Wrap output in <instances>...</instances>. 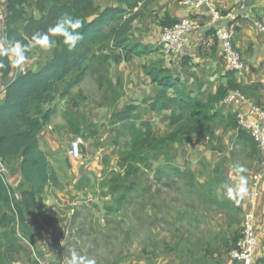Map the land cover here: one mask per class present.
I'll use <instances>...</instances> for the list:
<instances>
[{
    "label": "crops",
    "instance_id": "crops-1",
    "mask_svg": "<svg viewBox=\"0 0 264 264\" xmlns=\"http://www.w3.org/2000/svg\"><path fill=\"white\" fill-rule=\"evenodd\" d=\"M5 2L6 0H0V35L4 33ZM211 2L221 13V19L216 25L210 23V13L205 4L195 8L186 5L185 0H143L138 7L126 15H134L131 24L132 30L129 33V44L150 47L153 52L140 57L130 54L124 57L118 66L111 63L110 78L113 82L119 79L122 84L116 108L111 109L98 104L99 108L94 110L86 111L83 109V103L88 101L89 96L86 95L82 86L88 77L69 95L65 97L58 96L52 103L50 122L39 136V147L47 155L49 164L58 179V184L56 187H49L44 191L42 195L44 205L42 209L35 210L34 215L36 218L31 215L25 216L26 224L34 238L33 246L36 250L34 253L45 259L48 262L47 264H60L58 263V257L61 264H67L68 246L77 245L83 240L87 242L89 247L92 243H89L85 236L88 235L91 238L95 232L94 229L101 228L105 232L102 237L105 238L107 236L106 231H108V218L117 215L106 213L105 208L111 205L112 202L105 203L112 197L108 189L103 188V186L109 177V171H112L109 165L115 163V161L117 165L118 158H116L115 146L112 143L113 137L108 139L99 127L95 129V119H93L95 114L102 116V112H104L110 118L113 111L120 112L128 105H135L140 107L139 113L145 116L147 118L145 120L150 121L152 125L153 122L158 121V117L164 118L163 121H166L163 122L165 132L160 135L168 131L167 113L158 115L148 109L157 94V87L152 85L149 77L145 75L144 67L162 62L163 66L169 69L173 77L177 79L180 85L185 87L192 97H196L202 103H205L209 95L216 93L218 87L227 85L226 74L230 69L224 59L222 43L216 38L215 33L218 28L231 25L236 28L234 47L239 52L243 63L242 69L234 76V80L240 86L241 91L230 89L227 96L233 95L232 99L228 102H225V99L218 102L215 105V110L222 112L224 115L231 113L236 117L237 114H242L247 122L252 124L257 122V115L250 114L249 111L252 105L264 108V33L259 31L253 25V22L256 21L264 25V0H246V12L250 17L249 20L241 17V11L238 10L240 0H211ZM95 4L101 10L110 6L125 8V6L118 4V0H95ZM34 16L39 18L37 13H34ZM167 17L171 22L180 23L182 20H189L199 26L198 29L185 34L182 47L174 55H164L160 49L158 50L162 31L167 27L165 24ZM170 21L168 24L171 25ZM136 51L131 49V53ZM34 52L35 49L19 70H15L11 66V60L9 59L11 70L5 77L0 73V83L6 84L9 82L16 71L36 70L40 58L46 57L50 51L47 53L42 52L39 55H35ZM114 53L123 56V51L120 48L115 49ZM134 69H139L141 81L144 83L146 91L141 98H135L138 101L123 105L122 94H126V90L130 93L133 92V89L137 93L143 91L137 87L138 84L134 80L135 74H138L137 71L133 72ZM111 73H114V75L112 76ZM92 82L99 92L100 103L102 93L97 84L94 81ZM213 128L221 140V151L210 149V147L217 144L213 143L212 146H209L207 141L201 139L199 135L191 136L183 146H175L183 149L182 155L184 156L187 155L186 149L188 154L191 149L192 153L195 151L201 152L203 155V171H201L200 165L198 167L193 165L195 172L191 171L196 177L200 176L212 185L218 202L221 203L224 200L233 203L239 209V213L235 216L228 210L234 216V220L228 226L226 221L228 217L225 216L224 218L221 215L227 210L219 212L221 214H218V218L222 220L218 223L220 227L212 229L210 236H208L206 228L204 235H188L187 251L189 260L179 262L182 264L184 262L185 264H215L214 260H218L219 264H237L224 251L230 246L232 238L236 234H240L243 215L245 212L250 211L256 219L254 231L257 241L253 250V264H264V174L259 181L257 197L252 202L249 198L251 191L249 176L251 177L259 169V154L253 151L255 147L252 146L250 141L239 140V143H237L236 131L227 129L225 131V128L218 125H214ZM110 129L112 131V127ZM96 130L97 136L94 135ZM230 135L232 136L231 140L229 139ZM76 136L84 137V142L80 147L81 155L77 159L68 155L69 143ZM193 158L196 157L189 155L188 163L190 165L195 164ZM1 164L5 169L4 175L7 184L16 189L20 184V156L12 164L4 162H1ZM236 164L246 168L243 175L247 180L248 192L243 199L233 200L226 197L221 185L229 183L235 186L239 183V174L234 170ZM217 188L220 192L217 191ZM16 195H19V193H16ZM192 205L190 204L189 207ZM143 209L140 210L144 213L143 222L147 221L145 226L149 228L148 223L154 222L153 219L149 218L152 213L148 209ZM45 211L48 214L50 213V216H46L49 221L41 217V213ZM205 211L217 215L215 211ZM94 215L100 216L101 220L96 219ZM207 221L210 222V218L205 212V225H207ZM156 228L158 227L156 226ZM58 237L60 241H57ZM18 239L20 244L25 242L20 236ZM150 239L153 238L146 239L147 241L142 246L141 251L143 254L139 259L131 263L123 262V264H172L171 259L163 261L162 257L166 250L165 247L160 250L159 247L162 242L158 243ZM178 241L179 239L174 237L171 240L172 243L167 242L166 245H174ZM151 245H156V249L154 250ZM103 247H105L104 244ZM208 249L214 251L218 249V252L210 256L206 254ZM91 250L92 247L90 246L88 250L82 253V256L94 258L96 264H114L113 262L116 259L112 252L98 253L97 258L96 255L93 256ZM119 253H122V251ZM172 253L175 254L178 251L168 252L167 255L171 256ZM99 259L103 263L98 262ZM6 264L10 263L7 262Z\"/></svg>",
    "mask_w": 264,
    "mask_h": 264
},
{
    "label": "trees",
    "instance_id": "trees-1",
    "mask_svg": "<svg viewBox=\"0 0 264 264\" xmlns=\"http://www.w3.org/2000/svg\"><path fill=\"white\" fill-rule=\"evenodd\" d=\"M142 1L118 0L119 5L125 6L124 9L110 6L101 10L95 0H6L3 15L4 41L31 43L34 33L45 31L66 13L84 21V39L74 51L69 52L60 38H57V47L40 60L36 70L16 71L6 83L0 100V161L12 164L20 156V184L16 189L11 188L5 175L0 173V264H6L12 255L23 250L19 236L34 245L25 216L36 218L35 210L42 209L44 205V191L58 184L47 155L39 147V136L50 122L54 100L58 96L69 95L86 77H90L102 93L99 104L114 109L118 104L122 84L119 79L113 82L110 78L111 63L118 66L130 54L140 57L153 52L150 47L129 44L134 15H126ZM34 13L39 18H35ZM168 20L167 17V27L178 23L169 20L172 23L170 25ZM117 48L122 49L123 56L114 53ZM131 49L137 51L131 53ZM0 61L6 65L0 69L5 77L11 70L10 61L6 56H0ZM143 71L151 84L157 87V94L148 109L158 115L167 113L168 131L157 135L152 123L143 119L139 113V106L128 105L120 112L111 113L109 126L112 127V143L121 170H112L106 180L105 187L113 201L105 210L108 215H115L125 209H132L134 213L145 208L152 213L149 218L158 222L165 221L164 215L168 213L158 211L165 204H159L156 192L150 193V186L145 187L146 184L142 183L140 175L145 171L151 172V177L158 185L170 186L172 179L178 177L184 187L181 190L186 195L199 193L196 186L198 179L193 172L189 168L181 169L170 157L169 152L174 145L183 146L191 136L199 135L209 146L217 144L210 149L221 151V140L213 128L218 125L225 128V131H236L237 143L239 140L250 141L255 147L253 151L256 153L258 150L250 135L238 125L235 115H224L215 110V105L226 98L230 89L241 91L234 80L237 72L229 71L226 74L227 85L218 87L216 93L209 95L207 101L202 103L178 83L162 62L144 67ZM208 184L210 193H206L207 197L203 199L218 204L220 211L230 210L235 216L238 215L239 209L233 203L224 200L218 202L212 185ZM16 193L21 196L20 201L15 199ZM198 200L201 202L200 198ZM46 216H50V213H41L45 220L48 219ZM233 220L234 216L226 219L228 226ZM239 237L240 234H236L232 238L225 254L229 256ZM57 241H60L59 237ZM180 241L174 245H165V250H183ZM151 247L156 249V245ZM217 252L218 249H208L206 254L211 256ZM58 263L61 264L59 257ZM214 263L219 264L218 260H214Z\"/></svg>",
    "mask_w": 264,
    "mask_h": 264
},
{
    "label": "rangeland",
    "instance_id": "rangeland-1",
    "mask_svg": "<svg viewBox=\"0 0 264 264\" xmlns=\"http://www.w3.org/2000/svg\"><path fill=\"white\" fill-rule=\"evenodd\" d=\"M160 48V47H158ZM35 49L34 54L39 55L42 52H48V50L45 49ZM43 57L40 58V60ZM31 65V64H30ZM139 67V66H137ZM15 70H19L16 69ZM139 69H134V71H137L138 74H135L134 80L136 84H138V88L143 90L141 92H136L135 89H133V92L130 93L126 90V94H122V102L123 105L138 101L135 98H141L144 92L146 91V87L144 86V83H142V78L140 76ZM113 76L114 73H111ZM93 80L88 77L86 79V82L83 84L82 89L85 91L86 95L89 96L88 101L83 103V109L86 111L94 110L95 108H99V100L100 95L97 91V88L95 84L92 82ZM129 83V82H128ZM142 87V88H141ZM122 89V88H121ZM130 95V97H129ZM95 119V129L96 127H99L102 130L103 135L107 136V138H112L113 133L109 127V117L107 114L102 112V116L96 115L94 116ZM143 119H147L145 116H143ZM160 119V120H159ZM164 118L161 119V117H158V121L153 122V126L155 131H157V135L162 134L165 132V127L163 125ZM108 127V128H107ZM93 135V134H92ZM97 130H96V134ZM232 136L230 135L229 139L231 140ZM84 139V137L82 138ZM177 145V144H176ZM89 148V147H88ZM183 149H181L178 146H173L170 152V157L174 160V163L181 167V169L189 168L190 170H193V165H196L198 167L200 165L201 171H203V165H202V157L200 151H195L192 153V149L187 151V155H182ZM189 155L195 156L196 158H193L195 161V164L190 165L188 163V157ZM117 158V157H116ZM201 158L199 161L198 159ZM178 161H175V160ZM190 160V159H189ZM198 161V162H197ZM260 159L258 160L259 163ZM192 166V167H191ZM109 168L115 171H120L121 168L116 165V161L113 164L109 165ZM200 171V172H201ZM112 171H109L108 176L110 175ZM195 172V171H194ZM199 172V174H200ZM142 179V183L146 184L145 187H149L151 189L152 194L156 192V200L159 204L164 203L165 205H162L158 208V211L168 213L164 215L165 221L159 220L158 222H149V228L145 226V223L147 221L143 222L144 219V213L139 212L136 210V212H132V209H125V211L120 212L116 216H112L108 218L109 223L107 224V236L103 238L104 231L100 229H94L95 232L92 234L91 238L86 235V239L89 241V243H92L90 245L92 247L91 253L97 256L98 253H102L105 251H110L115 256L114 264H123V262H133L136 261L141 257L143 252L141 251L142 246L145 244L146 239L153 238L150 240H153L154 242L161 243L160 244V250L165 247L166 243H172L171 240L176 237L177 239H181L180 246L183 250L178 251V253H172L171 256L167 255L168 252H164L163 254V261L172 260V264H180L183 260L187 261L189 260V254L187 251V243L185 242L188 240V235H204L205 228L208 232V236L211 235V230L220 227L218 223L220 222V218H218V214H221L219 212H222L218 209V204H211L206 199L204 200L203 197H207L206 193H210V185L207 181H204V179L200 176L196 177L198 179L196 186L199 191V193L192 194L190 196L186 195L183 190L182 181L178 177H174L173 182L170 183V186H164V185H158L154 178L151 177V172L145 171L143 175H140ZM249 176V180H250ZM103 188H106L105 185ZM107 189V188H106ZM182 189V190H181ZM181 190V191H180ZM217 191L219 189L217 188ZM216 193V192H215ZM201 199V202L198 200V198ZM19 199L17 201H20L21 196L19 195ZM112 197V196H111ZM159 198V199H158ZM113 201V198H110L109 201H107L105 204L111 203ZM190 204H193L191 207H189ZM161 208H164L163 210ZM213 208V209H212ZM205 210H211L217 212L216 214L209 213ZM96 214L97 212L94 211ZM205 212L210 218V222L207 221V225H205L204 222V214ZM224 218L226 217H233V215L227 210L221 214ZM96 219L101 220L100 216H95ZM107 221V222H108ZM126 221V223H125ZM222 221V220H221ZM156 226L158 228H156ZM239 231V229H238ZM93 232V231H92ZM127 233V235H125ZM153 235H156L155 237ZM193 237V236H192ZM165 243V244H164ZM103 244L105 247H103ZM23 245V246H22ZM23 250H21L20 253H15V255H12V257L7 261L10 264H47L48 262L35 255L34 252H36L33 245H30L26 242H23L21 244ZM78 246V247H76ZM89 246V247H90ZM159 246V245H158ZM87 242L81 240V243H78L77 245L72 244V246H68L67 248V264H69L70 260V251L73 250L79 252V254L82 256V253L89 249ZM122 251V253H119ZM127 253V254H126ZM70 254V255H69ZM126 254V255H125ZM177 254V256H176ZM101 261L100 259L98 262ZM181 261V262H179ZM102 262V261H101ZM103 263V262H102ZM182 264V263H181Z\"/></svg>",
    "mask_w": 264,
    "mask_h": 264
},
{
    "label": "built area",
    "instance_id": "built-area-1",
    "mask_svg": "<svg viewBox=\"0 0 264 264\" xmlns=\"http://www.w3.org/2000/svg\"><path fill=\"white\" fill-rule=\"evenodd\" d=\"M185 4L191 7L198 8L202 5L208 7L210 13V23L216 25L221 19V13L213 6L211 0H185ZM238 10L241 11V17L249 20L250 17L246 12V0H240ZM253 25L262 33H264V25L262 23L253 22ZM197 24L189 20H182L180 23L172 26L165 27L162 31L161 39L159 42L160 51L164 55H174L180 50L184 43L185 34L191 30L198 29ZM216 38L222 43L224 59L228 63L230 71L238 72L242 69L243 63L239 52L234 47L235 30L234 27L229 25L223 28H218L215 33ZM4 42V33L0 35V43ZM6 84L0 83V100L4 93ZM232 96H227L225 102L232 99ZM250 114L257 115V122L252 124L245 120V116L237 114L238 125L242 130L250 135L255 142L259 152V169L251 175L250 178V202H252L258 195V186L261 176L264 174V108L258 105L250 107ZM81 136L74 137L69 143L68 155L72 158H79L81 155V145L83 144ZM0 161V173L4 174ZM19 195L15 194V199L18 200ZM255 216L252 212L247 211L243 215L240 237L236 241L234 247L229 253L230 259L237 264H253L254 260V246L256 244V235L254 231Z\"/></svg>",
    "mask_w": 264,
    "mask_h": 264
},
{
    "label": "clouds",
    "instance_id": "clouds-1",
    "mask_svg": "<svg viewBox=\"0 0 264 264\" xmlns=\"http://www.w3.org/2000/svg\"><path fill=\"white\" fill-rule=\"evenodd\" d=\"M84 21L71 14H64L56 19L45 31H38L31 37V43H24L20 40H6L0 43V56H6L11 60V66L21 69L29 59V54L33 48L54 50L57 47L58 40L62 42L69 52L74 51L83 41L84 36L82 29ZM6 65L0 61V69H4ZM234 170L239 174V183L235 186L224 183L221 185L225 195L229 199H243L248 192L247 180L243 173L246 168L242 165H234ZM69 264H96L94 258L81 256L79 252L73 250L71 252Z\"/></svg>",
    "mask_w": 264,
    "mask_h": 264
}]
</instances>
